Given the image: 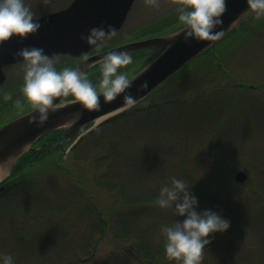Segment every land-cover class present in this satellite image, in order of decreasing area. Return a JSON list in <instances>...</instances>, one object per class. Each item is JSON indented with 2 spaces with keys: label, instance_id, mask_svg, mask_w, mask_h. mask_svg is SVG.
I'll list each match as a JSON object with an SVG mask.
<instances>
[{
  "label": "rangeland",
  "instance_id": "374dc122",
  "mask_svg": "<svg viewBox=\"0 0 264 264\" xmlns=\"http://www.w3.org/2000/svg\"><path fill=\"white\" fill-rule=\"evenodd\" d=\"M176 23L182 25L178 20L176 5L171 0H160L159 9L146 6L143 0H134L126 21L121 29L116 32L114 38L126 35L127 32L132 31L135 33V31L141 32L142 30L145 32L147 29H152L153 34H158L159 30L167 29ZM244 37L245 39H243ZM240 40L242 41L238 42L237 45H231V50L226 49L228 43ZM216 44V62L219 63L218 66L211 61L212 57H209V53L213 52V47H210L208 56L207 52L202 53L196 60L179 69L148 99L149 102H152L167 96L173 90L179 89L188 90L184 93L187 97L195 91L210 93L213 101L222 99L224 92L227 90L232 96L230 113L224 115L228 122H220V115H212L211 121L206 118V121L201 119L205 125L209 123L203 131H192L186 138L182 135L178 138H171L167 132L161 133V144L169 147L168 144L173 141L175 153L172 157L165 156L163 158L160 167V173L163 176L160 177V180H169L172 173L179 178L183 177V180L188 183L191 179L190 176L199 179L204 173V168L213 166L215 158L219 157L216 151L220 150L222 159L226 162L225 166L227 168L225 170L229 171L222 182L214 188L213 194L224 198V193L227 191L240 193L239 198L242 199L243 196L250 202V205L246 207L247 210L260 201L261 205L259 204L260 207L256 210L257 213L248 220L246 219L248 217L246 213L249 212H246L245 215H238L240 212L237 214L228 207H214L205 195L198 194L195 190L190 189L198 200L197 211L212 210L230 222V228L226 232H217L209 236L212 242L206 246L202 264H264V18L261 20L246 19L243 24L229 31L223 40ZM222 48L229 50V52L227 54L220 53L219 50ZM144 55L145 53L143 55L137 53L133 58V64L127 67L126 70L129 72L130 77L144 65ZM212 108L215 109V107ZM191 122H189L190 125H192ZM123 124L122 119H120L117 121L116 127L123 128ZM106 127L112 128V126L107 125ZM118 128L117 130H119ZM139 129H141L139 134H143L148 138L147 129ZM92 139V135L86 137L74 152L77 155H79V151L82 152V159H75L74 154L73 158H71V155L64 161L58 162L67 167L69 174L62 169L50 167L45 171H41V173L30 176L36 177L35 179L40 184L41 191L39 193L47 195H52L58 187H68L71 177H74L95 194L97 202L111 218L110 223H115V219L112 218L115 217L117 212L123 211L127 207L121 205L120 200L114 195L113 191L94 183V178L102 173L103 166H96L98 163L97 156L102 154V151L90 147L89 143H92ZM153 141L150 137L142 141L136 140L134 144L139 143L141 146L146 144L151 147L147 146V149L149 153H152ZM139 155H135V159L142 157V153ZM47 165V163L42 162L39 169L42 170ZM170 170L172 173H168ZM236 170H243L247 173L245 182L235 181L234 173ZM7 174V171L3 172L0 175V181ZM167 175L169 176L166 177ZM150 184L145 180L143 186L139 189L146 196L153 189L152 182ZM189 185L191 184L189 183ZM161 187L162 185L156 190V197L149 201L151 204H148L143 211L138 209L131 223L134 224L135 222V229H145V233H149L151 236L152 246L159 249L158 253H153L156 254L154 264H180V262L169 261L166 258L165 238L161 229L163 226H171L177 219L182 221L184 218L175 216L172 210L161 209L158 206L156 200ZM232 197L233 195H229L225 199L231 200ZM143 198L147 199V197ZM143 201L140 203H143ZM86 202L85 200L84 206H88ZM24 209L19 210L22 219L24 216L31 214L29 206H25ZM133 209L136 210L137 207ZM47 212L44 220L49 221L48 218L52 215V212ZM32 218L33 216L27 217L29 224L34 225ZM91 219L92 224L90 225L73 217L50 220L47 224L41 222L42 231L51 233V239L46 245H42L43 247L30 253H73L67 247H64L65 250L63 251L58 250L57 242L62 241V244L71 243L72 239H78L84 228H88L94 230L92 231V243H96L92 250L94 258L88 260L85 264H109L113 259L115 263L119 264L120 260L127 256L124 246H136V240L133 238L119 239L114 236V228H109L107 235L100 237L98 231H96L98 226L96 216H92ZM1 223L0 221V229L5 226V223ZM4 236L6 237L4 234L0 239V257L5 254L10 255V253L16 254L13 258H18L17 253H21L23 256L22 253L24 252L21 249L16 248L12 251L4 246ZM35 256L33 255L32 258ZM14 261L20 264L40 263L39 258L29 261L14 259ZM58 261L61 264L66 263L65 257L58 258ZM0 264H3L2 259H0ZM130 264L140 263L131 260Z\"/></svg>",
  "mask_w": 264,
  "mask_h": 264
},
{
  "label": "trees",
  "instance_id": "16d2710c",
  "mask_svg": "<svg viewBox=\"0 0 264 264\" xmlns=\"http://www.w3.org/2000/svg\"><path fill=\"white\" fill-rule=\"evenodd\" d=\"M169 29L171 28L168 27L166 31ZM185 91L188 90H173L167 96L149 103H142L131 110L123 111L107 119L103 125L84 136L71 148L70 154L73 158L74 152L82 144V141L92 135L93 139L92 143H89L90 147L102 151V154L97 156L98 163L96 166H103V171L94 178V183L113 191L114 195L120 200L121 205L127 207L115 214V217L112 218L115 219V223H110L111 218L97 202L95 194L74 177H71L68 187H58L52 195L39 193L41 186L35 179L36 177L30 175L41 173V171H45L50 167L62 169L69 174V170L65 165L51 161L47 163L46 168L40 170V162H25L20 159L14 166L12 174L0 182V221L1 224L5 223V226L0 229V239L5 234L4 246L12 251L17 248L24 252L22 253L23 256L21 253H17L18 258H13V260L23 259L29 261L39 258V264H61L58 258L65 257L66 263L64 264H85L88 260L94 258L92 250L96 243H92V231L94 230L88 228H84L78 239H72L71 243L62 244V241L57 242L58 250L63 251L65 250L63 248L67 247L73 253L30 252L43 247L42 245H46L51 239V233L42 231L41 222L47 224L50 220L73 217L90 225L92 224L91 217L96 216V222L98 223L96 231H98L100 237L107 235L109 228H114V236L119 239L133 238L136 240V246H124L127 256H124L125 258L123 257L119 264L125 262L130 264L131 260L138 261L140 264H154L156 254L153 253H158L159 249L152 246L150 234L145 233V229H135V222L132 224L131 221L135 218L138 209L143 211L148 204H151L149 201L156 197V190L160 185L170 184L172 177L183 180V177H177L171 170L168 172L172 173L169 180H160V177L163 176L160 173L163 158L165 156L172 157L175 153L173 141L168 144L169 147L161 144V133L167 132L171 138H178L181 135L186 138L192 131L201 132L209 125V123L205 125L201 119L206 118L211 121L212 115H220V122H228L224 115L230 113L232 96L228 90L224 92L222 99H215V101L212 100L210 93L195 91L188 98L184 94ZM212 107H215V109ZM213 110L215 111L212 112ZM120 119L124 123L123 128L116 127L117 121ZM106 125L112 126V128H107ZM139 128L147 129L148 138L143 134H139L141 133ZM150 137L154 140L152 153H149L148 145L134 144L136 140L142 141ZM217 152L219 157L215 158L212 167L204 168V173L199 179L189 175L191 177L189 180L191 189L198 194L205 195L214 207H228L237 214L240 212L238 215H245L246 212H249L246 213V216H248L246 219L249 220L257 213L256 210L259 209L261 201L247 210L246 207L250 205V202L243 196L242 199L239 198L240 193L227 191L224 193V198L213 194L214 188L222 182L229 171L225 170L227 167L225 166L226 162L222 159V153L220 150H217ZM140 153H142V157L135 159L134 156H140ZM74 158L77 160L82 159L83 153L79 151V155L75 154ZM145 180L149 184L152 182L153 187L147 196L139 190ZM229 195H233L231 200L225 199ZM143 197H147V199ZM85 200L88 206L83 205ZM142 201L143 203H140ZM25 206L30 207L31 214L28 216H33L34 225L29 224L28 216H24L22 219L19 215V210H25ZM134 207H137V209H133ZM45 211L52 212V215L48 218L49 221L44 220ZM91 228L93 229V227ZM10 255L12 257L16 256L15 253H10ZM33 255L36 256L32 258ZM114 261V259L111 260L109 264H117ZM15 262L20 264L17 261Z\"/></svg>",
  "mask_w": 264,
  "mask_h": 264
},
{
  "label": "clouds",
  "instance_id": "9594fccd",
  "mask_svg": "<svg viewBox=\"0 0 264 264\" xmlns=\"http://www.w3.org/2000/svg\"><path fill=\"white\" fill-rule=\"evenodd\" d=\"M151 8H160V0H143ZM176 5L178 20L184 26V41H219L224 31L216 32L222 27V17L227 11L226 0H171ZM247 10L241 14L243 19L254 14L256 20L264 18V0H246ZM31 9L25 6L24 0H0V44L12 37L25 39L35 35L41 27ZM116 34L112 26L106 29L91 28L87 36H81L87 45L97 51L103 44ZM175 33L173 37L180 35ZM172 37V38H173ZM170 46V45H169ZM24 64L22 93L32 113L29 123L43 127L50 114H55L64 105L65 98L72 97L71 103L79 104L89 111H100V100L103 96L105 103L115 101L123 95L121 111L135 108L139 100L133 97L134 78L126 70L133 64V57L127 51L109 52L101 58L100 80L94 84L79 68L65 67L57 70L60 62L58 55L48 56L41 48H23L17 52ZM147 69H145L146 71ZM147 88V82L141 85ZM5 101L12 100L11 93L3 94ZM59 101V102H56ZM18 111L24 110V103L14 101ZM191 185L181 179L171 178L170 184L161 187L156 203L161 209L172 210L177 219L171 226H163L165 255L169 261L180 264H202L206 246L212 241L211 234L224 233L230 228V222L212 210L197 211L198 200L191 192ZM3 264H14L11 255L0 257Z\"/></svg>",
  "mask_w": 264,
  "mask_h": 264
},
{
  "label": "water",
  "instance_id": "95a60500",
  "mask_svg": "<svg viewBox=\"0 0 264 264\" xmlns=\"http://www.w3.org/2000/svg\"><path fill=\"white\" fill-rule=\"evenodd\" d=\"M132 2L133 0H74L72 5L65 10L36 17L38 19L36 22L41 27L35 35H29L23 40L19 37H12L0 44V82L3 78L1 64L22 59L17 56V52L23 48H41L45 55L79 54L89 50L92 46L87 45L81 36H87L91 28L106 29L110 25L117 30L123 23ZM226 2L227 11L222 17V27L215 29L216 32L224 31L223 37L251 15L240 19L241 14L248 7L246 0H226ZM53 25H55L54 30L49 31L48 29ZM183 28L184 26H181L163 35L122 44L90 56L75 68L84 71L94 61L113 51L130 52L144 48L163 47L145 66L131 76L134 78V83L128 91L133 97L141 100L179 68L218 42H201L195 39L185 42ZM175 33L181 34L173 37ZM145 82L148 87H141ZM99 100L100 111L86 110L79 102L65 103V106H62L55 114L49 115L43 127L29 123L32 110L0 126V173L5 171L9 173L16 159L39 136L56 128L65 127L71 130L70 141L79 134L83 126L121 110L124 103L123 95L110 103H105L103 96ZM246 177L247 174L243 170H237L234 174L237 182H244Z\"/></svg>",
  "mask_w": 264,
  "mask_h": 264
},
{
  "label": "flooded vegetation",
  "instance_id": "af4514ba",
  "mask_svg": "<svg viewBox=\"0 0 264 264\" xmlns=\"http://www.w3.org/2000/svg\"><path fill=\"white\" fill-rule=\"evenodd\" d=\"M73 1L74 0H24V3L25 6L29 7L31 11L35 14V17H41L65 10L72 5ZM128 14L129 11L126 15V18ZM126 18L124 22L126 21ZM123 24L121 25V27L123 26ZM54 27L55 25L51 26L48 30L53 31ZM121 27L118 30H120ZM161 32L164 33V31H159L158 34H153L152 29L151 30L147 29V31L145 32H143V30L141 32L135 31V33L131 31V32H127L128 34L123 36H117L115 38L113 36L111 39L107 40L103 44V46L100 48L99 51H97L95 47H92L89 50L83 51L79 54H70V53L54 54L60 57V62L56 65L57 70L58 71L62 70L65 67L75 68L81 61L89 58L90 56L115 48L117 46H120L128 42L142 40L162 34ZM243 39H245V37ZM242 40L228 43L226 49L231 50L230 49L231 45L232 46L237 45V43L238 42L240 43ZM216 45L217 44L213 45V52L211 51L212 53H209V57L211 56L212 59L215 60V64L218 65L219 63L216 62L217 61L216 47H215ZM161 49H162L161 47L144 48L140 50L131 51L129 53L132 55L133 58L137 55V53H139L140 55H143L145 53L144 58L146 63L149 58L155 55L154 53L155 51L159 52ZM226 49L222 48L219 50V52L222 54L223 53L227 54L229 50L227 51ZM48 56H52V55H48ZM100 60L101 59L94 61L90 66H88V68L84 70L88 75V78L94 84H98L101 78L100 64H99ZM24 64L25 61L23 60V58L17 61L6 62L1 64V74L3 78L0 82V126L31 110L30 105L26 103L22 93V87L24 83L23 81ZM5 92L11 93L12 100L5 101L3 99V94ZM17 99H20L24 103L23 111L16 110L14 101ZM72 99H73L72 97L65 98L64 103H67ZM106 120L104 119L97 124H94L93 122L88 126H86L85 128L83 127L81 130L82 135H80V137L74 143V145L78 143L84 136L88 135L91 131L103 125L106 122ZM70 135H71V130L66 129L65 127H59L54 130H51L39 136L37 139H35L30 145V147L26 149L16 159V161L21 159L22 161L25 162L49 163L53 161L54 163H57L59 161L65 160L68 156H71L70 154L71 147H69V144L71 142L69 141ZM12 167L10 168L9 171H12Z\"/></svg>",
  "mask_w": 264,
  "mask_h": 264
},
{
  "label": "bare ground",
  "instance_id": "6f19581e",
  "mask_svg": "<svg viewBox=\"0 0 264 264\" xmlns=\"http://www.w3.org/2000/svg\"><path fill=\"white\" fill-rule=\"evenodd\" d=\"M0 175H2V173H0Z\"/></svg>",
  "mask_w": 264,
  "mask_h": 264
}]
</instances>
